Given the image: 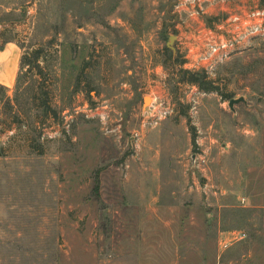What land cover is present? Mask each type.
<instances>
[{
    "label": "rangeland",
    "instance_id": "1",
    "mask_svg": "<svg viewBox=\"0 0 264 264\" xmlns=\"http://www.w3.org/2000/svg\"><path fill=\"white\" fill-rule=\"evenodd\" d=\"M183 1L0 0V264H264V48Z\"/></svg>",
    "mask_w": 264,
    "mask_h": 264
},
{
    "label": "built area",
    "instance_id": "2",
    "mask_svg": "<svg viewBox=\"0 0 264 264\" xmlns=\"http://www.w3.org/2000/svg\"><path fill=\"white\" fill-rule=\"evenodd\" d=\"M214 0H184L181 10L192 15L196 14L193 8L207 5ZM222 5L221 9L228 12V16L220 19L219 27L222 33L211 34L208 38L201 37L198 45H204V49L199 56V61L206 65L211 61L217 64L228 59L232 54L249 49L255 45L264 48V7L252 6L246 3L245 6H237L241 0H218ZM194 58L198 64V55ZM182 57V56H181ZM244 238V234L235 235L233 242ZM230 240V241H232ZM223 243V248L227 249L232 243Z\"/></svg>",
    "mask_w": 264,
    "mask_h": 264
},
{
    "label": "trees",
    "instance_id": "3",
    "mask_svg": "<svg viewBox=\"0 0 264 264\" xmlns=\"http://www.w3.org/2000/svg\"><path fill=\"white\" fill-rule=\"evenodd\" d=\"M29 65V63H27ZM183 79L186 80V82H188L189 84H193L196 85L197 87H199L200 89L204 90V91H217L218 92V88L214 86V84L207 80V76L205 74V72L201 71V72H193V71H189V70H185L183 71ZM96 191H98V185H96L95 187Z\"/></svg>",
    "mask_w": 264,
    "mask_h": 264
},
{
    "label": "water",
    "instance_id": "4",
    "mask_svg": "<svg viewBox=\"0 0 264 264\" xmlns=\"http://www.w3.org/2000/svg\"><path fill=\"white\" fill-rule=\"evenodd\" d=\"M174 38L175 37H171L170 38V40H169V43H168V46L169 47H171V43H173V41H174ZM240 102H244V98L243 97H241V98H232V99H230L229 100V108L231 109V110H234V105L235 104H238V103H240Z\"/></svg>",
    "mask_w": 264,
    "mask_h": 264
},
{
    "label": "bare ground",
    "instance_id": "5",
    "mask_svg": "<svg viewBox=\"0 0 264 264\" xmlns=\"http://www.w3.org/2000/svg\"><path fill=\"white\" fill-rule=\"evenodd\" d=\"M149 101V98H146V103Z\"/></svg>",
    "mask_w": 264,
    "mask_h": 264
}]
</instances>
